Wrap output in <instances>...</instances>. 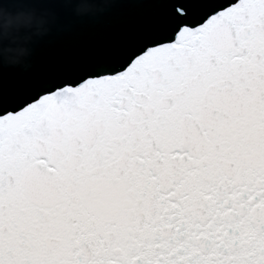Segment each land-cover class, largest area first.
<instances>
[{
	"label": "snow or ice",
	"instance_id": "1",
	"mask_svg": "<svg viewBox=\"0 0 264 264\" xmlns=\"http://www.w3.org/2000/svg\"><path fill=\"white\" fill-rule=\"evenodd\" d=\"M122 2L103 46L0 71V264H264V0Z\"/></svg>",
	"mask_w": 264,
	"mask_h": 264
},
{
	"label": "water",
	"instance_id": "2",
	"mask_svg": "<svg viewBox=\"0 0 264 264\" xmlns=\"http://www.w3.org/2000/svg\"><path fill=\"white\" fill-rule=\"evenodd\" d=\"M0 4L6 10L0 13V63H3L0 71L5 80L36 71L65 52L103 46L131 27L138 14L149 7L122 0H69L54 6L0 0ZM85 7L88 12L82 11ZM29 10L45 19L44 30L36 26L23 32L18 29L16 17ZM21 50L29 52L28 67L10 64Z\"/></svg>",
	"mask_w": 264,
	"mask_h": 264
},
{
	"label": "clouds",
	"instance_id": "3",
	"mask_svg": "<svg viewBox=\"0 0 264 264\" xmlns=\"http://www.w3.org/2000/svg\"><path fill=\"white\" fill-rule=\"evenodd\" d=\"M5 28L7 29V24L5 25ZM5 34H7V31L5 32Z\"/></svg>",
	"mask_w": 264,
	"mask_h": 264
}]
</instances>
